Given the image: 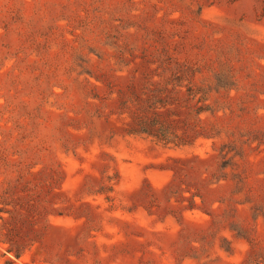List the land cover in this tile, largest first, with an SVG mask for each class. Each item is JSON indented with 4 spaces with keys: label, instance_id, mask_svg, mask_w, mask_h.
Masks as SVG:
<instances>
[{
    "label": "rangeland",
    "instance_id": "1",
    "mask_svg": "<svg viewBox=\"0 0 264 264\" xmlns=\"http://www.w3.org/2000/svg\"><path fill=\"white\" fill-rule=\"evenodd\" d=\"M110 40L196 63L224 109L203 115L215 135L173 147L127 134L111 91L156 64H114ZM76 69L105 80L73 84ZM222 74L233 75L225 89ZM35 161L59 177L46 226L16 257L1 214L0 264H256L246 259L264 255V0H0V200L9 184L15 196L39 190ZM115 173L106 201L97 191Z\"/></svg>",
    "mask_w": 264,
    "mask_h": 264
},
{
    "label": "trees",
    "instance_id": "2",
    "mask_svg": "<svg viewBox=\"0 0 264 264\" xmlns=\"http://www.w3.org/2000/svg\"><path fill=\"white\" fill-rule=\"evenodd\" d=\"M88 23L91 24L92 20ZM106 34L107 38H114L112 33ZM110 44L118 49L114 56V64L135 63L137 58L140 59L141 65L156 64L153 69L146 68L138 74L135 71L123 87L111 91L115 98V110L112 113L122 117L123 130L127 134L143 135L173 147L192 146L199 139L212 138L215 135V125L204 123L203 115H212L215 110L224 112V109H216L211 99L213 87L209 79L200 78V69L196 63L181 59L165 48L156 51L157 54L146 55L142 52L137 56L133 55V48L125 42L110 40ZM80 47L75 52V59L81 57L83 46ZM128 56L131 57L129 61L126 60ZM77 66L81 67L79 64ZM71 70L74 71L75 68L72 67ZM118 71L121 72V69ZM84 74L83 80L86 85L84 88L89 86L87 83L91 82L90 79H94L95 82L105 80L103 74L94 75L89 70L78 72L76 69L74 74L71 73L73 84ZM216 78L217 84L224 89L232 85L231 74L217 75ZM90 98L98 99L99 96L93 93ZM194 163L195 160L188 164L194 165ZM39 164H41L39 161H35L28 166L29 172L38 175V183L35 184V187L39 188L37 192H29L30 189L24 185L20 188L21 194L15 196V192L19 190L18 183L9 184L0 200V218H2L1 214L8 215L2 227V241L6 244V251L16 257H19L28 245L40 238V229L45 228L46 225H42L41 228L39 225L47 222L49 206L52 205L46 196L56 188L55 182L59 178L57 172L53 170L43 172L42 169H37ZM180 170L176 168L175 172L178 174ZM19 179L23 177L18 176L17 180ZM117 180L115 173L106 175L105 180L100 183L97 192L104 194L106 201L113 199L111 194ZM24 182L26 184L29 180ZM172 186L174 180L164 189L163 194L173 196L175 191L171 189ZM148 192L149 185H143L137 193L136 201L147 198ZM181 195L184 197L183 191ZM196 196L199 195L192 192L190 199H195ZM82 206L90 207L89 204H82L80 208ZM83 216H85L84 224H87L88 215ZM246 260L250 263H264V255L254 258L251 250Z\"/></svg>",
    "mask_w": 264,
    "mask_h": 264
}]
</instances>
